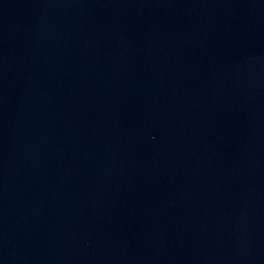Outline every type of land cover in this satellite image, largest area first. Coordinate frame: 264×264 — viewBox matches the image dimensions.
<instances>
[{"label": "water", "instance_id": "obj_1", "mask_svg": "<svg viewBox=\"0 0 264 264\" xmlns=\"http://www.w3.org/2000/svg\"><path fill=\"white\" fill-rule=\"evenodd\" d=\"M0 264H264V0H0Z\"/></svg>", "mask_w": 264, "mask_h": 264}]
</instances>
